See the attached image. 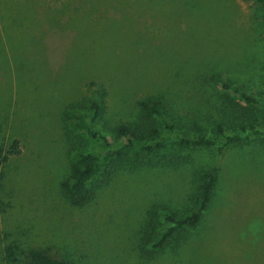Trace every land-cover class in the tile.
Masks as SVG:
<instances>
[{"label":"rangeland","instance_id":"1","mask_svg":"<svg viewBox=\"0 0 264 264\" xmlns=\"http://www.w3.org/2000/svg\"><path fill=\"white\" fill-rule=\"evenodd\" d=\"M0 21L17 76L0 70V135L6 143L17 139L20 149L0 179V250L7 234L23 246L56 245L73 264H264V139L250 137L220 154L168 140L160 154L189 156L188 163L120 170L81 208L58 191L70 162L66 134L85 151L101 150L71 123L62 127L66 104L98 97L97 86L87 90L92 80L106 89L96 127L110 140L117 123L136 122V101L149 96L165 100L181 134L213 135L215 122L240 132L241 118L224 105L241 99L210 77L264 97V4L0 0ZM155 120L158 139L169 138ZM215 164L212 202L195 229L179 232L152 260L140 259L136 240L149 212L192 210L198 173ZM158 227H166L160 217ZM0 264H8L1 253Z\"/></svg>","mask_w":264,"mask_h":264},{"label":"trees","instance_id":"2","mask_svg":"<svg viewBox=\"0 0 264 264\" xmlns=\"http://www.w3.org/2000/svg\"><path fill=\"white\" fill-rule=\"evenodd\" d=\"M256 1L264 4V0ZM7 40L6 28L0 21V62L2 60L5 62L4 67L0 64V70L4 71V74L9 73L10 76L8 74L7 76L12 80L14 71L6 56L7 50L9 51L6 46ZM14 77L17 76L14 75ZM210 80L227 93L234 94L241 99L242 103L228 97L229 104L224 105L225 109L229 107V115L241 118L240 132H226L222 122H215L212 126L213 135L181 134L176 124L167 117L165 100L159 96H149L136 101L138 108L136 122L117 123L113 127L114 138L110 140L100 128L96 127L104 112L106 89L103 83L93 80L88 82L87 90L97 86L98 97L90 101L88 97H84L81 101L66 104L61 113L62 127L71 123L101 150L98 153L85 151L82 149V143H78L76 139L66 134L70 162L66 177L58 182L60 197L69 207L81 208L93 201L97 195V189L107 185L120 170L188 163L189 156L184 159L179 155L160 154L168 140H173L180 146L216 147L220 154L228 145L247 141L250 137L264 139V127L258 126V123L264 122V97L249 94L244 88L234 86L217 76H211ZM13 81L15 85L17 78ZM1 111L5 113L6 119L9 114L8 106H2ZM20 114L21 111L18 110L17 115ZM22 114L25 113L22 112ZM156 118L162 120L164 128L171 134L169 138L158 139L159 131L155 128ZM19 153L17 139L6 143L4 137L0 135V179L6 176L5 172L11 156ZM217 179L218 166L216 164L198 173L197 193L193 198L194 207L186 213L177 214L167 207L160 209L154 207L149 212L147 221L140 228L136 240V249L140 259L152 260L158 251L174 239L179 232L186 228L195 229L212 202ZM159 217L166 227H158ZM5 237L8 241L1 247L0 253L8 264H73L69 254L63 253L62 249L56 245L23 246L16 240H9L10 235L6 234Z\"/></svg>","mask_w":264,"mask_h":264}]
</instances>
